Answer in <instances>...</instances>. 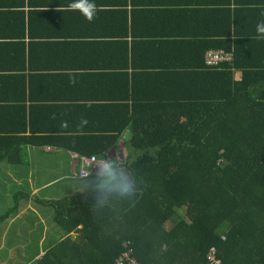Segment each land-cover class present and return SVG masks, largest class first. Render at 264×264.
<instances>
[{
	"label": "trees",
	"instance_id": "obj_1",
	"mask_svg": "<svg viewBox=\"0 0 264 264\" xmlns=\"http://www.w3.org/2000/svg\"><path fill=\"white\" fill-rule=\"evenodd\" d=\"M14 1L17 10L7 15L9 26L0 22V55L9 54L12 74L0 75V82L24 86L34 71L25 41L36 36L25 29V0ZM244 1L173 10L158 3L137 9L145 3L119 0L108 18L111 24L119 21L120 33L111 34V40L98 29L91 32L97 39L93 52L106 47L118 61L85 60L78 67L81 59L75 56L73 67L84 73L65 77L119 90L120 95L87 108L101 124L98 132L19 138L105 160L121 138L125 162L108 161L132 191L104 192L91 183L84 194L42 201L54 209L52 220L66 238L54 246L44 243L43 256L33 262L39 254L27 253L21 264H114L127 240L140 264H206L213 246L224 264H264V38L256 31L264 22V1L251 2L254 7H244ZM168 26L187 32L161 31ZM143 27L150 29L148 35L138 34ZM149 36L153 40L142 39ZM210 48L233 50L234 57L207 67L204 55ZM11 118L4 129L13 135L15 119L25 122L26 114ZM13 139L0 137V156L4 147L10 153L20 147ZM24 196L12 191L8 205L1 199L0 207L7 210L0 208V220L16 214Z\"/></svg>",
	"mask_w": 264,
	"mask_h": 264
},
{
	"label": "crops",
	"instance_id": "obj_2",
	"mask_svg": "<svg viewBox=\"0 0 264 264\" xmlns=\"http://www.w3.org/2000/svg\"><path fill=\"white\" fill-rule=\"evenodd\" d=\"M30 1L25 0V29L26 31L31 30V33L35 32L36 37L35 39H27L25 42L27 45L26 52L30 50L33 53L30 58L34 66V71H31L33 77L27 78V83L24 86L7 81L0 82V111L2 112L0 137H14L13 140L18 144L20 143V147L15 145L11 153L5 147L2 148L0 182L7 184L4 195L6 201L2 200V202L7 203V205L10 204L13 198L9 199L7 196H11V192L15 190L25 195L16 214L0 220V249L5 251L8 247L9 255L16 249L24 251L27 244L30 243L29 238L36 236L38 242L35 237L37 244L35 253L40 256L35 255L34 262L35 258L38 259L43 256L46 249V246L43 249L44 243L49 242L50 246H54L66 238L63 231L52 220L54 209H50L52 213L49 215L47 212L49 210L45 209L47 206L42 201L55 203L67 200L77 194H84L91 183L82 186L83 180L73 178V176H77L74 174L80 171V167L73 164L70 157L71 151L66 147L53 144H33L26 140H20L19 137H52L53 139V137H72L77 134L98 132L101 124H98L99 121H94L93 112L87 108L102 103L101 100L107 101L112 96L120 95L119 90L117 87L106 89L105 84L101 86L91 83L84 84L82 79H73L70 82L65 76L70 75L72 77V73H84L83 70H77L73 67L75 56L81 59L78 67H82L85 60L87 64H92L91 61H97L98 65L116 63L118 57L116 54L111 55L106 47L98 55L93 52V40L97 39L93 37L91 32L98 29L105 35L104 38L111 39V34L116 36L120 33V24L115 18L111 24L108 18L119 0H93L94 3L99 4V8L96 6V14L91 22L80 11L69 7L73 0H32L33 6H28L31 4ZM136 1L145 3L140 7L137 6V9L154 8L155 5L152 3H158V8H171L173 10L214 8L216 5L213 4L215 0ZM254 1L260 2L262 0H245L243 5L244 7L251 6V2L253 4ZM195 2L199 4H194ZM11 3H15V1L0 0V22L1 26L5 28L9 26L7 15L17 10L11 6ZM159 3L168 4L161 5ZM90 27L92 28L90 29ZM148 30L150 29L146 28L145 30L143 27V30L138 29V34L148 35ZM161 31L181 34L187 32V30L178 29L177 26L172 29L168 26L167 29ZM154 38L156 41L161 40L155 36ZM142 39L150 41L153 40V36ZM80 48H85V50ZM211 49L214 48L208 50ZM226 51L231 52L234 57L233 50ZM206 52L204 62L205 66L209 67L205 61ZM27 59L29 60V55ZM11 62L12 59L9 60V54L2 53L0 55V66L3 65V68H6V71L0 73L1 76L12 74L9 71ZM234 74L235 80L240 79L239 71H234ZM47 76L49 77L47 78ZM102 80L105 81V77ZM10 98L17 101L9 103ZM14 105L16 106L14 107ZM17 106L19 107L16 108ZM75 107L78 108L75 109ZM23 111L26 114L25 122L20 118L15 119L18 123L12 129L16 133L13 135L5 133L4 127L13 122L11 116L17 117L18 113ZM82 121H87V123L84 124ZM102 127L105 128V122ZM57 143L63 144V141ZM112 149L113 151L109 154L110 160H118L124 163L127 151L121 138ZM4 175L6 179L2 178ZM98 179L104 180L105 177ZM0 208L4 212L7 210V206L4 205ZM185 220L190 222L188 219ZM81 228L82 226H79V229ZM10 234L12 236H9ZM15 234H19L22 238L17 244L15 243ZM5 236L6 239L3 241L2 238ZM70 237L75 239L78 237V233H70ZM13 238L14 241H12ZM0 264H9V262H2L0 259Z\"/></svg>",
	"mask_w": 264,
	"mask_h": 264
},
{
	"label": "built area",
	"instance_id": "obj_3",
	"mask_svg": "<svg viewBox=\"0 0 264 264\" xmlns=\"http://www.w3.org/2000/svg\"><path fill=\"white\" fill-rule=\"evenodd\" d=\"M233 55L231 52L226 51L225 49H211L206 52L205 61L209 67L220 66L224 61H231ZM71 160L73 164L80 167V171L77 176L73 178H78L80 180H91L92 178H102L104 176V166L109 164L108 160L103 159V157L97 156H84L79 153L71 152ZM124 250L120 255L114 260V264H140L132 255H131V243L130 241H125L123 243ZM206 264H224L222 259L219 257L216 247H212L209 254L206 257Z\"/></svg>",
	"mask_w": 264,
	"mask_h": 264
},
{
	"label": "clouds",
	"instance_id": "obj_4",
	"mask_svg": "<svg viewBox=\"0 0 264 264\" xmlns=\"http://www.w3.org/2000/svg\"><path fill=\"white\" fill-rule=\"evenodd\" d=\"M69 7L73 10L80 11L89 22L94 19L96 14V4L93 0H73ZM256 31L258 33L257 38H264V22L257 24ZM82 123L86 124L87 121H82ZM103 172L105 179H107L109 183L102 191H119L120 194L131 193L132 185L128 183L127 178L122 173L114 172L110 164L104 166Z\"/></svg>",
	"mask_w": 264,
	"mask_h": 264
},
{
	"label": "rangeland",
	"instance_id": "obj_5",
	"mask_svg": "<svg viewBox=\"0 0 264 264\" xmlns=\"http://www.w3.org/2000/svg\"><path fill=\"white\" fill-rule=\"evenodd\" d=\"M3 179L5 178V175L2 176ZM1 180V179H0ZM7 184H5L4 182H0V200L5 199L3 198V196L5 195V188H6ZM18 190H15V192H17ZM49 211H47L49 213V215H51L52 211L50 210L51 208H45ZM47 215V214H46ZM45 215V216H46ZM9 236H12V234H10ZM15 238V242L18 243L19 240H21L22 238L20 237L19 234H15L14 235ZM6 236L2 238L3 241H5ZM30 243L27 244V246L25 247L24 251H21L19 249H16L13 251V253L11 255H9V249L8 247H6L5 251H2L0 249V259L2 260V262H9V264H21V257L26 255L27 253H34L36 251V240L35 237L32 236L29 238ZM20 245V244H19ZM40 256V255H39Z\"/></svg>",
	"mask_w": 264,
	"mask_h": 264
},
{
	"label": "water",
	"instance_id": "obj_6",
	"mask_svg": "<svg viewBox=\"0 0 264 264\" xmlns=\"http://www.w3.org/2000/svg\"><path fill=\"white\" fill-rule=\"evenodd\" d=\"M125 137H127V135H125ZM113 149H111L110 152H112ZM126 157V155H125ZM108 160H110V156L108 157ZM119 160H121V157H119ZM89 183H97L99 184V187L104 189L105 186L109 183V181L107 179H104V180H100L98 178H95V179H91V180H85L84 182L81 183L82 186H85V185H88Z\"/></svg>",
	"mask_w": 264,
	"mask_h": 264
}]
</instances>
